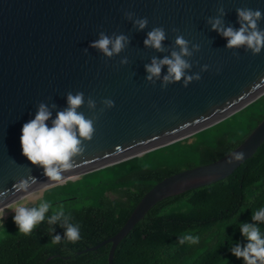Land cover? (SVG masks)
Returning a JSON list of instances; mask_svg holds the SVG:
<instances>
[{
  "label": "water",
  "instance_id": "water-1",
  "mask_svg": "<svg viewBox=\"0 0 264 264\" xmlns=\"http://www.w3.org/2000/svg\"><path fill=\"white\" fill-rule=\"evenodd\" d=\"M237 9H259L257 28L264 30V0H0V208L6 212L7 205L55 183L20 154L21 126L40 104L51 112L46 122L51 127L56 113L66 109L67 95L82 93L77 111L92 121L91 138L81 141L73 167L62 173L66 184L195 136L261 97L264 48L255 55L243 46L228 49L210 30L214 19L238 30ZM141 18L148 23L138 30L134 21ZM157 27L165 33L160 51L143 43ZM101 34L124 35L127 44L105 57L90 47ZM177 36L191 52L183 57L189 64L185 76L199 79L186 86L183 77L165 83L164 66L159 78L147 80L145 65L179 52ZM106 100L113 102L111 108ZM263 145L264 122L228 157L158 183L115 237L84 253L110 245L108 264H113L119 244L158 203L230 178ZM239 153L242 159L235 160ZM29 178L35 183L27 192L15 190L18 181Z\"/></svg>",
  "mask_w": 264,
  "mask_h": 264
},
{
  "label": "trees",
  "instance_id": "trees-1",
  "mask_svg": "<svg viewBox=\"0 0 264 264\" xmlns=\"http://www.w3.org/2000/svg\"><path fill=\"white\" fill-rule=\"evenodd\" d=\"M263 121L264 97L196 136L91 173L88 179L50 188L42 200L52 207L31 234L16 233L13 220L2 222L11 233L0 244V264H108L110 245L84 252L115 237L155 185L195 168L180 166L188 161V154L198 157L199 166L224 159ZM158 159H164V164L155 166ZM51 191L61 198L50 200ZM61 206L68 223L80 225L81 238L76 243L65 240L62 221L47 223L53 209ZM260 206H264V145L230 178L158 203L119 244L113 264H243L230 254V248L247 243L239 225L253 223L251 215ZM257 226L264 232L261 224ZM184 234L199 236V243L179 244ZM57 235L61 240L53 244Z\"/></svg>",
  "mask_w": 264,
  "mask_h": 264
},
{
  "label": "clouds",
  "instance_id": "clouds-1",
  "mask_svg": "<svg viewBox=\"0 0 264 264\" xmlns=\"http://www.w3.org/2000/svg\"><path fill=\"white\" fill-rule=\"evenodd\" d=\"M237 16L240 22L238 30H234L231 27H223L219 19L210 21V30L216 31L217 34L226 40L225 47L228 49L243 46L245 50H250L253 55L260 53L261 49L264 48V30L257 28V22L262 17L261 11L259 9L255 11L237 9ZM147 23V19L144 18L134 21V25L138 30L143 29ZM164 39V30L157 27L147 34L143 43L145 47L160 51L162 50L161 45ZM174 43L179 48V52H172L170 58L165 57L160 60L154 58L150 64L145 65L147 80L151 81L153 78H159L161 68L164 66H167V74L163 77L165 83L178 82L183 77L184 86H186L190 80L199 79L198 76H185V69L189 68V64L183 57L191 55L188 42L183 36H177ZM126 44L127 38L124 35H118L113 39L101 34L98 40L90 44V47L99 50L105 57H112L114 54L120 53ZM125 62L122 61V63ZM262 97H264V94L257 100ZM83 102L82 93L68 94L66 97V109L56 113L51 127L46 123L51 117V112L44 104H40L35 116L21 126L19 136L20 154L28 164L42 168L43 175L49 181L55 182L49 187H57V184L64 182L62 173L73 167L72 158L82 151L80 148L81 141L91 138L93 132L92 121L86 119L82 113L77 111ZM88 103L89 107H94L93 101L90 100ZM104 103L108 108L113 106L111 100H106ZM242 157L243 153H239L235 155L234 159L241 160ZM32 183H35L32 178L20 180L14 185V188L18 192H27ZM26 204L27 199L24 198L17 203L6 206L7 209L14 212L13 223L17 227V232L23 235L31 234L33 229L44 220L45 213L49 212L52 207L47 200H41L35 207H26ZM4 212L5 208H0V218L3 217ZM68 219L69 217L65 215L64 207L61 206L53 209V214L49 216L47 223L51 225L57 221H62L61 226L65 228V240L69 243H76L81 238L80 225L68 223ZM251 220L253 221L251 224L243 223L239 225L240 235L247 243L244 246L236 243L230 248V254L237 260H242L243 264H264V232L257 226L261 224L260 227L264 230V206H260L252 213ZM0 229H3L2 223H0ZM199 239L197 235L184 234L178 238V243L181 245L185 243L195 245L199 243ZM60 240L61 237L57 235L53 237L51 242L57 244Z\"/></svg>",
  "mask_w": 264,
  "mask_h": 264
},
{
  "label": "rangeland",
  "instance_id": "rangeland-1",
  "mask_svg": "<svg viewBox=\"0 0 264 264\" xmlns=\"http://www.w3.org/2000/svg\"><path fill=\"white\" fill-rule=\"evenodd\" d=\"M238 114H236V115H238ZM228 120H229V118H228ZM186 159H188V161L184 162V163H182L180 165L183 169H185L188 165H194L195 167L199 166V159H198L197 156H195L194 153L188 154ZM153 164L155 166L156 165H163L164 164V159L155 160ZM149 167H151V165H149ZM90 177H91L90 174H87V175L84 176L85 179H88ZM74 180H76V179H74ZM64 182H62L61 184H64ZM45 190L46 189H44L42 191H39V192L35 193L34 195L26 198L27 199L26 207H35V206H37V204H38L37 202L43 199V196L45 194ZM56 194L57 193L55 191H51L50 192V200L54 201L55 199L61 198V196H62L61 194L58 197H56ZM110 197L114 198V196L112 194L110 195ZM31 205H34V206H31ZM13 216H14V212L11 211V210H7L6 212H4L3 217L0 218V223H2L3 221L4 222L5 221H9V220L11 221ZM3 226H4V224H3ZM10 233H11V229H7V230L6 229H0V244L2 243L3 240H5L10 235ZM16 233H19V232H17V230H16Z\"/></svg>",
  "mask_w": 264,
  "mask_h": 264
}]
</instances>
